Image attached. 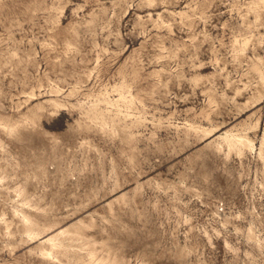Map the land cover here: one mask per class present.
<instances>
[{
  "label": "rangeland",
  "instance_id": "rangeland-1",
  "mask_svg": "<svg viewBox=\"0 0 264 264\" xmlns=\"http://www.w3.org/2000/svg\"><path fill=\"white\" fill-rule=\"evenodd\" d=\"M0 264H264V0H0Z\"/></svg>",
  "mask_w": 264,
  "mask_h": 264
}]
</instances>
